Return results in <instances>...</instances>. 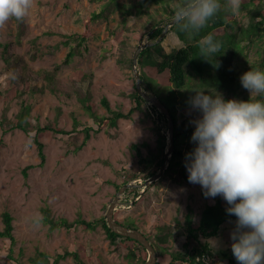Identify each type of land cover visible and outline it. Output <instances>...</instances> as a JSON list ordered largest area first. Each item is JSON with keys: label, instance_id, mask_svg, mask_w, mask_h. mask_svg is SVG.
Here are the masks:
<instances>
[{"label": "rangeland", "instance_id": "obj_1", "mask_svg": "<svg viewBox=\"0 0 264 264\" xmlns=\"http://www.w3.org/2000/svg\"><path fill=\"white\" fill-rule=\"evenodd\" d=\"M106 1L32 0V6L22 20L12 17L0 26V120L5 113L14 118L23 100V96L10 100L6 93L12 71L6 67V59L15 54L22 55L35 70L55 69V89L39 91L32 98L29 120L34 124L45 125L57 120L62 127L70 129L74 114L84 124L94 125L93 118L78 99V87L91 89L98 114H111L103 97H107L113 109L125 113L116 125L91 130L90 138L79 149L71 139L43 135L41 139L45 142L46 152L43 164H40L37 144L29 133L20 128L5 130L0 124V228L4 227L3 212L9 211L14 216L17 238L10 256V241L0 237V264H39L35 261L37 258L46 262V255L63 253L65 249L78 251L83 259L93 264H132L127 248L122 244H111L101 225L95 230L82 225L51 228L42 220L46 212L55 219L69 221L92 220L105 215L123 181L137 168V149L133 145H140L144 154L148 153L149 147L157 145L158 133L156 121L149 113L150 103L133 108V95L138 86L130 59L140 41L156 40L147 30L155 29L158 21L165 27L172 19L168 9L180 0L147 1L146 12L127 15L126 23L120 11L113 10L107 17L91 24L90 38L81 43L68 63L64 62L71 47L77 43L69 36L82 32L84 19ZM242 2L250 3V0ZM241 4L233 13L223 1L220 11L213 16L223 24L213 27L208 22L198 33L182 30L177 21L164 39L151 48L153 58L139 67L140 74L143 73L142 86L149 83L168 103H187L193 88L217 90L225 99H239L243 89L240 75L250 67H260L264 56V40L262 34L258 35L264 26L253 27L254 22L250 25L253 12ZM255 8L258 9L256 13L264 11V3ZM208 33L221 41L222 49L215 54L216 58L208 57L210 63L204 65L199 61L203 69L201 75L195 74L194 68L188 65L185 85L174 87L173 83L164 82L163 75L156 74L155 62L160 57L196 42ZM253 37L255 40L251 43ZM78 69L89 74L85 84L72 76ZM167 84L172 87L165 90ZM24 97L30 99L27 94ZM186 109H190L188 103ZM161 125L168 133L167 118H163ZM84 135V132L80 133L78 144L82 143ZM187 176L185 169L146 188L135 187L138 191L127 188L123 193L125 204L115 210L118 219L134 220L145 234L151 236L156 233L160 218L176 225L178 221L183 222L186 212L192 209L194 219L198 221L206 204L214 203L218 196L206 197L201 186L190 183ZM144 181L138 178L131 182ZM119 184L122 185L119 187ZM36 217H39L38 223ZM234 222L229 220L219 236L211 239L214 249L226 248L231 241ZM161 261L165 262L163 258ZM60 264L78 263L72 255H67L61 258Z\"/></svg>", "mask_w": 264, "mask_h": 264}, {"label": "trees", "instance_id": "obj_2", "mask_svg": "<svg viewBox=\"0 0 264 264\" xmlns=\"http://www.w3.org/2000/svg\"><path fill=\"white\" fill-rule=\"evenodd\" d=\"M147 1L163 3L168 0H128L127 2L122 0H108L102 3L99 8L94 10L89 16L84 19V30L82 32H77L69 36L70 39L75 40L77 43L76 45L71 47L70 51L65 57L64 62L68 63L70 59L75 55V50H77L79 46H81V43L86 42L90 38V36L92 35L91 24L93 22H96L103 17H107L110 12L117 9L122 14V18L126 23L127 15H138L146 12L145 10H147V7H145V3ZM223 1L224 0H221V3H223ZM189 2L190 0H180L178 4L168 9V16L170 18L176 16L175 14L177 9L181 6H186ZM260 3L263 4L264 0H250V3L242 2L241 4L244 9L250 8L253 12L250 25L254 22L252 26L255 27L257 25V27L259 28L261 25L264 26V11L256 13L258 9L255 8ZM163 20L164 19H161V21ZM159 22L160 21L155 23L158 24V26L154 30L153 27H150L147 30V32H149V36L153 39H157L164 28V26L159 25ZM208 22V24H212L213 27L223 24L219 18L216 19L215 17H213V19L209 20ZM175 25L176 23L171 27V29ZM262 28V31H259L258 35L260 36L262 34V38L264 40V27ZM141 38L142 34L139 35V40ZM199 40L200 39H196V42L181 46L174 52L166 53L162 57H160L161 59L155 62L156 74L160 76L163 75V77L166 78L164 82H167L169 84L173 83L174 87H182L185 85L187 73L189 71L188 65H191L192 68H194L195 74L201 75L203 73V69L199 64V61H202L205 65L207 63H210V59L208 57V60L200 57V50L197 43ZM254 40L255 37H253L251 43L254 42ZM125 41V39H122V42L126 43ZM159 43L160 42L148 46L141 51L138 59L139 67L144 66L149 59L153 58L150 50L153 46H157ZM231 61H234V57H232ZM130 65H132V55L130 59ZM260 65V68H264V56H262ZM6 67L12 69L8 81L9 85L8 87H6L8 98L10 100H14L18 96H23V100L21 107L16 113L15 117L9 118L5 113L4 117H2V119L0 120V124L5 127V130L20 128L29 133L37 144L38 151L41 157L40 164H43L46 160L45 142L41 139L43 135H55L58 137L71 139L72 142L76 143V149H79L90 138L91 130L99 131L106 127L108 124L116 125L118 119L122 116H125V113L117 111L111 107L107 97H103L102 101L111 112V114H98L96 110V104L92 99L91 89L89 87H78L76 89L78 99L81 105L89 112L90 116L93 118L94 125L84 124L83 121L74 114L72 122L73 126L70 129L62 127L57 122V120L47 122L45 125H41L40 123L34 124L29 120L33 103L32 98H34L35 94L39 91L44 92L45 89H55V69L47 70L45 68H41L39 70H35L20 54H15L12 57L6 59ZM141 74L140 75L142 78L143 73ZM72 76L77 80L83 81L82 83L85 84L89 74L82 69H78L72 73ZM169 84L164 87L165 90L172 87V84ZM148 85L150 84L148 83ZM151 89L154 88L152 87ZM156 93L170 109L175 123V148L171 157L170 166L162 176V180L167 175H173V173L179 171L183 172L186 169L184 163L185 154L193 147V143L190 141V137L194 130V125L190 124V120L193 119L197 115V113L187 110V103L177 104L176 101L168 103L163 99L159 92L156 91ZM26 94L29 95L30 99L27 100L24 97ZM249 95V91L246 92V90L243 88L241 89L240 95L238 97L239 99L247 100L249 98ZM133 97L134 109L141 108L144 103L148 102L147 99H145L138 90L135 91ZM148 109L149 113L154 117L156 121L155 128L158 133L157 145L155 148L149 147V151L147 154H144L140 145H133V147L137 149V168L129 174V176L123 181L122 184L131 182L132 180L138 178H142L144 180L148 179L160 168L163 163L167 147L168 133L162 127L161 121L163 120V118L166 119V116L154 104H149ZM32 126L33 128H31ZM81 132H84L85 135L82 143L78 144L79 135ZM24 170L26 171V168ZM156 183L157 181L152 185ZM121 185L119 184L118 186L120 187ZM130 189L133 191H138L135 187H131ZM138 200L135 201V203H137ZM226 207V201L222 197L218 196L214 203L206 204L201 218L198 221L194 219L192 209H189L186 212L184 221H178L176 225L168 223L163 218H160L158 224L156 225V233L153 236L146 233V235L153 242L158 251V261L155 264H202L200 260H197V256L199 254H202L203 252L209 253L212 256L213 264H223L224 261H227L228 264H238V261L235 259L231 250L232 241H228L225 249H214L211 244V239L213 237L215 238L219 236L223 226H225V224L229 220L236 219L234 215H229L226 212ZM115 217L118 219L117 212H115ZM42 220L46 223H49L51 228L62 226L71 228L77 225H82L86 229L95 230L99 225H101L104 228L107 238L111 244H122L127 248V255L129 256L132 264H144L148 258L149 253L146 247L137 239L131 238L129 236H124L113 231L108 226L105 215H101L100 217L92 220L79 218L74 219L73 221H69L66 218L55 219L51 217L48 212H46ZM119 221L126 225H129L130 227L139 228V226L132 219ZM3 222L4 227L0 228V237L8 239L10 241L9 255L12 256L13 246L16 243L17 239L14 233V216L9 211H4ZM43 254L46 253L43 252ZM67 255H72L78 264H93V262H89L83 259L82 255L78 251H69L67 249H65L63 253L58 252L56 255H46V262H44L42 258H37L35 261L38 260L39 264H60L61 258H64ZM161 258H163L165 262L161 261Z\"/></svg>", "mask_w": 264, "mask_h": 264}, {"label": "clouds", "instance_id": "obj_3", "mask_svg": "<svg viewBox=\"0 0 264 264\" xmlns=\"http://www.w3.org/2000/svg\"><path fill=\"white\" fill-rule=\"evenodd\" d=\"M240 4L224 0L233 13ZM31 6L32 0H0V26L24 18ZM221 7V0H190L175 15L182 30L198 33ZM197 43L205 59L222 48L212 33ZM239 79L250 93L247 100L190 89L187 103L197 115L190 120L193 147L184 163L188 181L199 184L206 197H222L226 212L236 217L230 238L238 264H264V68L250 67Z\"/></svg>", "mask_w": 264, "mask_h": 264}, {"label": "water", "instance_id": "obj_4", "mask_svg": "<svg viewBox=\"0 0 264 264\" xmlns=\"http://www.w3.org/2000/svg\"><path fill=\"white\" fill-rule=\"evenodd\" d=\"M177 22L176 16H174L163 28L160 36L154 40V41H140V43L137 45L135 52L133 54L132 58V66L134 70L135 77L137 79V86L139 93L142 94V96L147 99V101L150 104H154L164 115L166 116L167 120L169 121V128H168V136H167V147L164 155V160L160 168L148 179H146L144 182L141 183H135V182H128L123 184L119 190L117 191L116 195L114 196V199L109 204L107 212L105 214L106 221L108 226L115 232L124 235L129 236L131 238L137 239L140 241L148 250V258L144 264H155L158 261V251L153 244V242L149 239V237L139 228L130 227L129 225H126L119 221L115 217V210L118 209L120 206L124 205L125 202L123 201V193L125 190L129 187H140V188H146L148 185L154 183L155 181L162 178V176L165 174L167 169L170 166L171 163V157L174 152L175 148V123L172 117V114L170 112V109L168 106L160 99V97L157 95V93L149 87V85L145 82L144 86H142V78L140 75L139 70V55L141 51L153 44H156L162 39H164L165 35L168 33L170 28ZM154 30V29H153ZM144 190V189H143Z\"/></svg>", "mask_w": 264, "mask_h": 264}, {"label": "built area", "instance_id": "obj_5", "mask_svg": "<svg viewBox=\"0 0 264 264\" xmlns=\"http://www.w3.org/2000/svg\"><path fill=\"white\" fill-rule=\"evenodd\" d=\"M197 260H200L202 262V264H213L212 263V256L209 253H206V252H203L202 254H199L197 256Z\"/></svg>", "mask_w": 264, "mask_h": 264}]
</instances>
